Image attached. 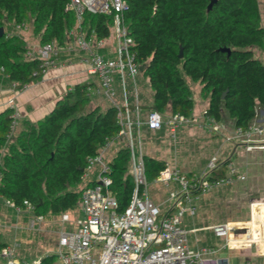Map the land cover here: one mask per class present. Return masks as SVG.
Here are the masks:
<instances>
[{"label": "trees", "instance_id": "trees-1", "mask_svg": "<svg viewBox=\"0 0 264 264\" xmlns=\"http://www.w3.org/2000/svg\"><path fill=\"white\" fill-rule=\"evenodd\" d=\"M126 1L123 21L132 40L129 49L149 82L152 110L191 114L193 100L186 78L200 85V97L207 100L205 112L217 120L225 112L234 126L245 127L255 117L257 106L264 109V64L251 49L264 50L258 0ZM68 2L0 0V26L4 29L0 36V76L6 82L20 86L41 78L39 59L27 57L26 45L16 35H7V27L25 24L30 18L40 44L52 41L62 45L71 40L68 32L76 26ZM82 18L87 38L111 35V15L85 11ZM71 55L62 53L59 59ZM90 90L91 84L75 83L41 119L31 122L23 118L10 140L13 110L0 112L3 199L17 207L29 201L35 215L60 213L74 207L81 190L94 183L92 174L83 187L76 188L87 159L116 136L119 124L113 105L87 107ZM106 160L111 194L120 212L133 191L128 148L120 144ZM143 162L148 181L165 165L164 160L147 154ZM3 246L0 240V248ZM36 264L62 263L55 253H48Z\"/></svg>", "mask_w": 264, "mask_h": 264}, {"label": "built area", "instance_id": "built-area-1", "mask_svg": "<svg viewBox=\"0 0 264 264\" xmlns=\"http://www.w3.org/2000/svg\"><path fill=\"white\" fill-rule=\"evenodd\" d=\"M127 5L126 0H69L67 7L76 17L75 28L68 32L71 40L62 45L45 42L35 49H27V57L39 59V73L43 77L51 68L60 65L62 53L78 51V62L86 72L97 78V91L113 100L116 78L120 81H125L126 77L134 80L139 72V65L129 49L132 40L123 21ZM85 11L112 16L111 32L115 38L112 56L105 57L97 50L102 39L94 40L85 36L82 29ZM23 26V23L15 24V28ZM36 73L33 72L34 75ZM31 84L28 82L17 86L12 82L10 86L16 92H23ZM124 101L125 109L117 103L113 104L119 124L116 136L87 159L83 177L94 174V183L81 190L74 207L59 213L62 226L57 232L58 248L55 254L58 260L62 264H230L228 256L219 254L222 249L230 253L233 249L236 253L249 256L253 246L257 256H264V251L259 248L264 244V217L259 216L255 222L253 208L246 225L223 221L210 226L213 234L224 240L218 247L192 245L189 239V235L198 228L187 227L184 217L195 215L197 199L212 189L245 180L246 174L233 161L223 163V159L212 156L205 168L198 172H185L177 165L165 163L153 179L167 188L166 202L169 209L162 211L150 198L139 135L141 125L152 130L164 125L169 137L176 139L180 128L197 125L213 133L225 131L228 141L251 149L264 144V122L252 120L245 127L234 126L231 120L226 121L223 117L217 120L205 109L200 115L173 112L166 116L151 109L141 120L138 107L131 111L126 108L125 98ZM115 139H122L128 148L129 173L133 181L129 203L120 212L116 210L117 201L111 194V178L108 175L110 165L104 157V151ZM171 184H174L172 188ZM6 203L17 211L33 210V205L26 200L23 201V207L14 206L9 200ZM263 203L264 200H260L251 205L254 207ZM41 216L35 215L34 220L38 223ZM18 262L20 260L14 256L11 247L5 245L0 248V264Z\"/></svg>", "mask_w": 264, "mask_h": 264}, {"label": "rangeland", "instance_id": "rangeland-1", "mask_svg": "<svg viewBox=\"0 0 264 264\" xmlns=\"http://www.w3.org/2000/svg\"><path fill=\"white\" fill-rule=\"evenodd\" d=\"M259 4L261 24L264 26V0H259ZM6 31L7 35L14 34L20 38L27 49L32 50L40 45L39 34L34 33L30 18L27 19L23 27L15 28L10 25L7 27ZM112 35L111 33L109 40H112ZM252 51L254 56L257 58L259 56L264 63V50L253 46ZM77 57V55L74 56V58ZM61 64L64 65L67 64V62L63 61ZM61 70L53 73V77L60 74V77H55L56 81H58L56 82L57 84L49 87H44L45 85L41 86V79L43 78L41 77L36 81H32L30 88L23 92H16L11 89L10 83L6 82L4 78L0 76V112L6 109L15 111L16 100L24 95L33 98L39 97L41 94L45 96L48 94L47 96H49L52 95L51 92H53L55 97H62L75 83H86L84 82L85 80L77 76H72L67 68H65L66 71L63 68H61ZM126 81L130 82L125 83L128 98L127 103L129 104L130 100L134 97V83L132 80ZM186 81L193 100V113L200 115L204 110L203 106L205 101L204 98L200 97V85L197 82L189 81L187 78ZM125 89L120 86L121 101L117 98V90L113 101L101 91H97V86H95L90 90V101L87 107H90L94 103H98L100 109H104L106 105H113L114 103L122 107L125 102L124 98L126 97ZM139 89L140 94L145 99L148 100L152 97V92L148 84L139 85ZM129 92H131V97L129 96ZM163 113L168 114V109ZM223 118L226 121L228 120L226 115H224ZM140 119H144L142 115ZM145 129L144 125H141L139 129L141 151L143 155H153L155 158L162 159L168 164L188 169L191 168L197 171L203 170L208 160L212 156H216L218 159L233 160L236 167L246 174L245 180L236 182L232 185L212 189L197 199L195 215L192 217L186 215L184 217L187 227L198 228L195 233L189 235L192 245H213L216 247L222 245L224 241L223 238L216 237L210 226L223 221L234 222L240 226L246 225L250 221L252 208L255 222L259 216L264 217V203L254 207L251 205L252 203L264 200V144L246 149L242 144L228 141L226 138L228 134L225 131L213 133L197 125L183 126L178 130L176 139H169L161 130L146 131ZM15 130L14 128L13 131L12 128V133L8 136L9 140L13 133H15ZM121 144L125 145L124 142ZM110 152L111 154L114 153V148H112ZM110 152L107 154V159L110 156ZM89 177L90 174L88 177H82V181L76 188L80 189L83 187ZM173 186L174 184H171L170 188ZM162 187L164 190L165 187ZM162 195L167 196V193L164 194L163 191ZM150 198L155 204H158V202L163 199L162 196L154 198L151 194ZM31 213L35 215L33 212ZM13 214L15 215V213H12L10 209L5 207L4 202L0 199V217L2 218L0 222V240H5V245L13 249L16 258L31 264L40 259L42 255L55 253L57 251V232L60 228V219L58 215L47 212L41 216V220L38 223L34 220V223L29 226L23 223L22 216L19 215L20 213H17L16 219L13 221V223L15 222V229L13 230L12 225L9 224L12 218L11 215L14 216ZM255 225L257 226V223ZM262 232L264 235V230H262ZM262 245L263 246H259V248L261 251H264V244ZM249 252V256H245L243 253L234 252L233 249L231 253L227 249H222L219 254L228 256L230 264H264V256H257V250L254 246L251 247ZM235 254L238 256H234Z\"/></svg>", "mask_w": 264, "mask_h": 264}, {"label": "crops", "instance_id": "crops-1", "mask_svg": "<svg viewBox=\"0 0 264 264\" xmlns=\"http://www.w3.org/2000/svg\"><path fill=\"white\" fill-rule=\"evenodd\" d=\"M258 4H259V0H258ZM259 6H260V4H259ZM260 16H261V12H260ZM14 27H15V25H14ZM109 37L106 38V39H102L100 46L97 47V50L101 54H103L105 57L113 55V50H114V46H115V38H114V36L112 35V40H109ZM252 48L253 47H251V49ZM71 54L73 56L71 55L70 57H67V58L65 57L64 59H62V61L60 59L59 60L60 61V65H58L55 68H51L46 73V75L43 76V78L41 79L42 80L41 81V86L45 85L44 87H49L51 85L57 84L56 82H58V81H56L55 77L59 76L60 74L58 73L59 75H56V76L53 77V73L55 71L61 70V68H63L64 70H65V68H67V70L70 71L72 76H77L78 78H81L82 80H85L84 82H86L87 84H91V88L97 86V84H98L97 83V78L93 74H90V73L86 72L85 69H84V66L81 65L78 62L79 52L78 51H74ZM75 55H77L78 57L74 58ZM258 59L262 62V59L259 58V56H258ZM63 61L67 62V64H64V65L61 64ZM126 80H132V79L126 77L125 81H120V79L117 77L116 81H115V87H116V90L118 92L117 98H119L120 101H121L120 86H122L123 89H125V83L129 82V81H126ZM132 81L134 83V85H133L134 97L130 100V103L128 104L127 103L128 98H127L126 89H125L126 108H128L129 110L132 111V109H134L135 107H138L139 115L140 116L142 115L143 118L145 119L147 112L149 110H151L149 105H151V103H152V97L149 98L148 100L145 99L140 94L139 85H141V84L142 85H146V84L149 85V82H148L147 78L143 75V73H142V71L140 69H139V72L137 73V75L135 76L134 80H132ZM130 86H131V84H130ZM33 88H35V87H33ZM151 92H152V90H151ZM51 93H52V95H49V96H47L48 94L46 96L41 94V95H39V97H33V98H31V96H29V97L27 96L26 97V95H24L22 97H19L16 100L15 111L12 112V116L14 118L13 119V125H12L13 131H14V128L16 129L15 132L18 130V128L20 127V122H21V120L23 118H26V119H28L31 122H36L37 120L41 119L45 114H47L49 112V110L52 108V106L55 103V101L61 98L59 96L55 97V94L53 92H51ZM129 96L131 97V92H129ZM206 104H207V100L204 101V106H203L204 108L203 109H205ZM98 105H99L98 103H94L90 107H94V106H98ZM144 105H146V106H144ZM122 106H123V109H125L124 103H123ZM105 107H107V105ZM169 113L170 112L168 111V114ZM191 113H193V110L191 111ZM162 114L164 116L168 115V114H164V113H162ZM224 114L226 115L225 112H224ZM252 120H256L258 122H264V109L262 107L257 106L256 115H255V117ZM144 127L146 128L145 129L146 131H159V130H161V131H163L164 135L170 139V137L168 135V131H167V129H166V127L164 125L160 129H157V130L149 129L146 126H144ZM177 134H178V132H177ZM121 141L122 140H119V139L114 140L113 143L110 145V147L106 151H104V157L107 158V154L112 150V148H114V153H115L116 150L118 149V147L120 146V144L122 143ZM114 153L111 154V152H110V156H109L108 159H110L111 156ZM150 156L154 157L153 155H150ZM165 163H167V162L165 161ZM180 168L183 171H185V172H198L197 170H194V169H191V168L190 169L183 168V167H180ZM240 171H242V170H240ZM91 176H92V174H91ZM90 177L88 179H90ZM163 191H164V194L167 193V188H164V190H163V187H162L161 184H159L157 182H154L153 180L149 181V192H150L151 196L154 197V198L162 196L163 199H161L160 202H158V204L157 203L156 204L159 206L160 210L166 211V210L169 209V206H168V204L166 202V197L167 196H163L162 195ZM0 199H2V201L4 202V205H5V207L7 209H10V211L12 213H15V215L13 214L14 216L11 215L12 218L10 219V222H9V224L12 225L13 230L15 229L14 228V226H15L14 223L15 222L13 223V221H15L17 213H20L19 215L22 216V221H23L24 224H27V225L31 226L32 223H34L35 215H33L31 213V211H28L26 209H21L20 211H17L13 207L8 205L6 203V200L3 199L1 196H0ZM157 199H159V198H157ZM52 214L59 216V213H52ZM1 221H2V218L0 217V222ZM61 226L62 225H61V222H60V227ZM1 241L3 243L5 242L4 239L1 240Z\"/></svg>", "mask_w": 264, "mask_h": 264}, {"label": "water", "instance_id": "water-1", "mask_svg": "<svg viewBox=\"0 0 264 264\" xmlns=\"http://www.w3.org/2000/svg\"><path fill=\"white\" fill-rule=\"evenodd\" d=\"M3 32H4V29L2 26H0V36L3 34ZM179 56H181V53L179 54ZM224 94L225 93H223L222 97H224Z\"/></svg>", "mask_w": 264, "mask_h": 264}, {"label": "bare ground", "instance_id": "bare-ground-1", "mask_svg": "<svg viewBox=\"0 0 264 264\" xmlns=\"http://www.w3.org/2000/svg\"><path fill=\"white\" fill-rule=\"evenodd\" d=\"M232 223H234V222H232ZM236 224V223H235Z\"/></svg>", "mask_w": 264, "mask_h": 264}]
</instances>
